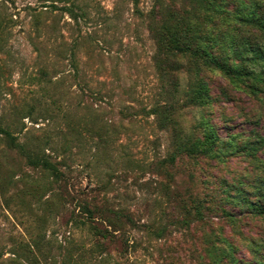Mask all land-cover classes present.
Listing matches in <instances>:
<instances>
[{
  "label": "rangeland",
  "instance_id": "1",
  "mask_svg": "<svg viewBox=\"0 0 264 264\" xmlns=\"http://www.w3.org/2000/svg\"><path fill=\"white\" fill-rule=\"evenodd\" d=\"M218 1L0 0V128L62 173L0 135V264L34 238L56 264L264 261V95L168 40L233 56L254 25L230 14L264 3ZM200 79L214 100L195 105ZM208 126L218 156L180 152Z\"/></svg>",
  "mask_w": 264,
  "mask_h": 264
},
{
  "label": "trees",
  "instance_id": "2",
  "mask_svg": "<svg viewBox=\"0 0 264 264\" xmlns=\"http://www.w3.org/2000/svg\"><path fill=\"white\" fill-rule=\"evenodd\" d=\"M8 1V0H7ZM207 2L213 5V8L216 9V5H222L223 2L219 3L218 0H207ZM243 2V1H242ZM241 2V3H242ZM264 3V0H262ZM259 4L254 2L253 12L249 13L245 18V14L241 11H233L230 14V17L233 16L234 19L240 20L244 23H248L254 28L253 31L245 32L247 33L246 39L232 40L230 46L232 45L234 52L233 56L229 53L228 44L220 40H213L212 45L208 42L205 45L202 44L201 39L197 38L195 40L196 45L191 46L188 44L190 41L180 40L177 41V37H168L174 47L182 52L190 51L198 60H202L207 66L218 68L222 75L225 78L231 80L233 84L238 88L240 84H243V90L248 93H251L255 96L259 94L264 95V10L258 7ZM261 9V10H260ZM181 23L177 25V35L180 33L186 36L190 34L187 33L186 28H182ZM191 32V29H189ZM183 36L179 35V38ZM185 38V37H184ZM233 64H237L234 66ZM200 76V71L197 72ZM214 100V97L211 94V89L208 87L205 81L202 79L198 80L197 85L194 87L193 95L190 98V101L195 105H202L209 103ZM205 120V119H204ZM204 124V121L202 122ZM6 135L10 141V148L20 149L21 153H28L26 147L23 144L14 143L13 134L5 128H0V135ZM224 142V140L218 135L214 127L208 126L204 131L202 136H198L196 139H190L182 143L179 148L180 152L187 154H204V155H216V150L219 149V144ZM251 150H257V147L252 145ZM29 163L34 167H41L45 170L52 172L53 175L59 177L62 173L57 163L52 162L48 157L39 156L34 153H28ZM176 159V156L172 159ZM249 202V201H248ZM250 203V202H249ZM84 210L90 215H93L94 212H102L106 215L108 212H112L115 216V220H119L122 217H125L128 221L133 222V219L130 215L122 214L120 211H115L110 208H103L102 210L91 209L88 205L84 206ZM264 212V211H263ZM231 215V214H230ZM109 223L114 226L117 224L116 221H113L110 217H105ZM97 231H100L97 227H94ZM106 233L111 231L105 230ZM106 233L103 235L106 236ZM13 261L15 264H56L55 262H49L44 256V250L42 248V240L33 239V243H25L20 245V247L13 253ZM74 254L69 253V258L73 260ZM235 257H232V260H235ZM240 261V260H239ZM238 261V262H239ZM234 262H237L236 260ZM236 264H240V263ZM75 264H79L76 261ZM258 264H264V261H259Z\"/></svg>",
  "mask_w": 264,
  "mask_h": 264
}]
</instances>
